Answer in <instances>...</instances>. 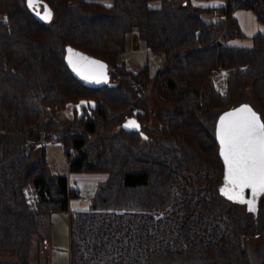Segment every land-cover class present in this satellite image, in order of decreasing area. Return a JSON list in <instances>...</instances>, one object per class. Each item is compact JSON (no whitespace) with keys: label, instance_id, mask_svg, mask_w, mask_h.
Listing matches in <instances>:
<instances>
[{"label":"trees","instance_id":"1","mask_svg":"<svg viewBox=\"0 0 264 264\" xmlns=\"http://www.w3.org/2000/svg\"><path fill=\"white\" fill-rule=\"evenodd\" d=\"M151 1L39 0L30 9L0 0V264H35V238L40 248L46 222L79 196L68 175L51 171L44 145H27L38 132L65 144L71 172L102 175L89 209L71 217V264H264V215L222 194L216 134L220 115L245 103L264 121V31L247 33L235 14L250 11L264 26V0L222 7L217 20L188 0ZM45 6L50 22L37 15ZM134 29L167 58L155 75L118 61ZM68 46L107 64L108 81L77 79ZM222 70L225 91L213 82ZM146 92L164 105L153 129Z\"/></svg>","mask_w":264,"mask_h":264},{"label":"rangeland","instance_id":"2","mask_svg":"<svg viewBox=\"0 0 264 264\" xmlns=\"http://www.w3.org/2000/svg\"><path fill=\"white\" fill-rule=\"evenodd\" d=\"M74 3L80 0H72ZM160 0H153L150 2L152 7H160ZM207 20L220 19L219 15H205ZM166 56L164 54H155L148 49L146 42L139 36L137 29L131 31L127 36V48L124 53L119 57L120 64H126L128 68L137 72L141 70L144 65L149 64L150 70L153 75L157 74L166 63ZM106 66V65H105ZM213 82L216 87L225 91L227 88V71L222 70L213 77ZM203 90L205 88L203 87ZM148 95V105L151 108V121L149 123L150 128H156L159 123L156 118V112L159 111L160 106L163 107V103L157 99L154 95L146 92ZM146 93L141 94V99ZM250 96L249 91H247ZM72 110L62 111V120L65 123L73 119ZM134 114L142 112L141 108H134ZM47 133V132H45ZM49 133H47L48 135ZM49 136V135H48ZM44 145V144H43ZM42 145V146H43ZM47 152V160L50 165L51 171L54 174L68 175L72 188L78 189L79 196H74L71 199V206L78 207L80 210H87L90 207L92 198L95 195L96 190L99 188V182L101 174L96 173H81L76 174L71 172V161L67 152L66 146L62 142L49 141L44 145ZM27 195L30 203L33 207L38 202L37 189L31 184L27 187ZM245 200L254 201L256 204V213H259L262 217L264 215V193L259 195H252V197H246ZM239 203V202H238ZM242 207L248 210L247 203H239ZM59 212L53 218L48 220L44 226L43 234L45 240L42 242L41 247H38L39 237L35 238L33 247V257L35 264H71L70 263V219L68 215L60 214ZM258 244V236L251 237V245L256 247Z\"/></svg>","mask_w":264,"mask_h":264},{"label":"snow or ice","instance_id":"3","mask_svg":"<svg viewBox=\"0 0 264 264\" xmlns=\"http://www.w3.org/2000/svg\"><path fill=\"white\" fill-rule=\"evenodd\" d=\"M27 4L30 9H36L39 0H27ZM37 15L49 22L52 18L46 6L44 13L41 15L37 12ZM68 53L69 65L82 79L95 83L106 82V73L103 71L105 65L74 53L70 48ZM125 127L139 129L134 120L128 121ZM218 138L220 154L227 168V180L221 192L229 200L247 203L248 210L255 212V202L245 200L244 191L251 189L254 196L264 193V121L251 107L245 105L221 118Z\"/></svg>","mask_w":264,"mask_h":264},{"label":"crops","instance_id":"4","mask_svg":"<svg viewBox=\"0 0 264 264\" xmlns=\"http://www.w3.org/2000/svg\"><path fill=\"white\" fill-rule=\"evenodd\" d=\"M90 1H96V2H102L108 6L113 5L115 0H90ZM242 0H188L192 5L196 7H211L213 8L212 12H210L208 15H219L220 17H223V8L222 7H229V6H237ZM215 9H218V13H215ZM235 14L239 17L241 21V25L249 34H255L259 31H264V26L261 25L257 20L253 13L247 10H236ZM212 20H215V18H212ZM234 46H250V41H241L237 40L232 43ZM101 179V178H100ZM80 209L78 207H72L69 213H60L64 215H68L69 219L71 220L72 215H74L77 211ZM59 214V213H56ZM54 214L53 217L56 215ZM52 217V218H53Z\"/></svg>","mask_w":264,"mask_h":264},{"label":"water","instance_id":"5","mask_svg":"<svg viewBox=\"0 0 264 264\" xmlns=\"http://www.w3.org/2000/svg\"><path fill=\"white\" fill-rule=\"evenodd\" d=\"M69 48L72 49L74 53H78V54H80L81 56L87 57L89 60L98 61V62H100L101 64L106 65V67H105V69H104L103 71L106 73V77H107L106 82L108 81V71H109V70H108V66H107V64H105L104 62H102V61H100V60L94 58L93 56H91V55H89V54H87V53H85V52H83V51H81V50H79V49L72 48L71 46H68V47H67V57H66V62H67V64H68V66H69L71 72L75 75V77H76L77 79H79V80H80L81 82H83L85 85L90 86V87H92V86H100V85H103V84L106 83L105 81H102V82H100V83L90 82V81H88V80H84V79H82L79 75H77L76 72H74V71L72 70V67H71V66L69 65V63H68V56H69L68 49H69ZM82 105H87V103H86V102L81 103V104L79 105V108H81ZM245 105L251 107L252 110H253L254 112H256V113L260 116L261 120L263 121V119H262V117H261V114H260V113H259V112H258V111H257L252 105H251V104L245 103V104L239 105V106H237V107L231 108V109L225 111L224 113H222V114L220 115L218 121H217L216 134H217L218 142H219V138H218V130H219V126H220V120H221V118L224 117L227 113H229V112H234L235 110H237V109H239V108H241V107H243V106H245ZM219 144H220V143H219ZM220 150H221V146H220ZM225 171H226V180H227V168H226V165H225ZM224 187H225V185H224ZM244 193H245L246 197L248 196V198L252 197V195H253L251 189H245Z\"/></svg>","mask_w":264,"mask_h":264},{"label":"built area","instance_id":"6","mask_svg":"<svg viewBox=\"0 0 264 264\" xmlns=\"http://www.w3.org/2000/svg\"><path fill=\"white\" fill-rule=\"evenodd\" d=\"M215 13H218V10H215ZM47 133L45 132H38L35 136L31 137L28 140V146L30 147H39L47 142Z\"/></svg>","mask_w":264,"mask_h":264}]
</instances>
